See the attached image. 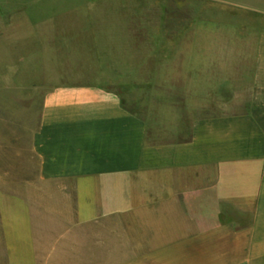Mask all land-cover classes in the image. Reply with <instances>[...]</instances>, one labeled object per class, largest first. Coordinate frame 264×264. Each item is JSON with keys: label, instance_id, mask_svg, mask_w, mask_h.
Instances as JSON below:
<instances>
[{"label": "crops", "instance_id": "obj_1", "mask_svg": "<svg viewBox=\"0 0 264 264\" xmlns=\"http://www.w3.org/2000/svg\"><path fill=\"white\" fill-rule=\"evenodd\" d=\"M205 2L0 5V264H264V0Z\"/></svg>", "mask_w": 264, "mask_h": 264}, {"label": "rangeland", "instance_id": "obj_2", "mask_svg": "<svg viewBox=\"0 0 264 264\" xmlns=\"http://www.w3.org/2000/svg\"><path fill=\"white\" fill-rule=\"evenodd\" d=\"M187 1L189 0H0V5L13 6L16 9L27 8L34 21L44 18L46 23L48 21L46 26L49 24L50 29L60 28L68 32V30H79L80 27L64 25L72 23L69 19L75 15V7L81 6L82 9L83 6L111 7L114 8L115 13L110 16H113L114 20H128L131 23L145 21L148 24L159 21V17L164 20L166 6H181ZM194 1L204 8L209 7L210 12L216 7L205 0ZM99 17L104 18L106 14ZM120 92L123 90L120 89Z\"/></svg>", "mask_w": 264, "mask_h": 264}]
</instances>
